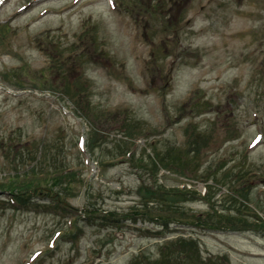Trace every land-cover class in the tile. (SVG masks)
Wrapping results in <instances>:
<instances>
[{
	"label": "rangeland",
	"instance_id": "rangeland-1",
	"mask_svg": "<svg viewBox=\"0 0 264 264\" xmlns=\"http://www.w3.org/2000/svg\"><path fill=\"white\" fill-rule=\"evenodd\" d=\"M114 2L0 0V183L43 153L76 172L51 191L66 209L0 190V264H128L177 236L264 264V0ZM155 180L201 217L234 196L243 228L129 215Z\"/></svg>",
	"mask_w": 264,
	"mask_h": 264
},
{
	"label": "trees",
	"instance_id": "trees-1",
	"mask_svg": "<svg viewBox=\"0 0 264 264\" xmlns=\"http://www.w3.org/2000/svg\"><path fill=\"white\" fill-rule=\"evenodd\" d=\"M12 148V145H9ZM128 150V149H127ZM126 150V151H127ZM119 152L116 155H124L126 153ZM167 158V157H166ZM169 158V157H168ZM173 159V158H169ZM32 163L30 167V172L22 173L20 177L18 174L11 176L7 181L0 183V190L6 191L13 200L19 202H25L32 194V191L43 190L47 188V192L41 195L52 199L57 198L58 206L66 209L67 205H63L61 198L58 195L52 194L51 191L54 190V185L59 182H64L62 189L69 190L70 184L74 183L76 172L69 166L57 165L63 163L57 159V156H52L46 153L42 154L41 158L37 155L31 160ZM168 162V161H167ZM141 166V165H138ZM61 167V168H60ZM58 172V173H56ZM53 175H50V174ZM46 187H41L47 185ZM55 192V191H53ZM210 189L206 188L204 196L202 198H211L209 196ZM194 192L190 188L184 186L183 188H173L169 189L163 184H159L157 180L153 181L152 185L142 186V191H140V198L138 203H134L129 207V215H144L146 219L152 220L156 218V222L161 226L162 230L169 229L171 224L174 223H196L198 225H206L213 228H222L229 230H241L242 225L238 224V220L243 218V208L240 207V203L234 196L229 197L230 202L226 208L221 209V213H216V210L210 204V199L208 200V209L206 214L203 216L196 215L192 210L187 209L183 204H179L182 201L188 200ZM55 196V197H52ZM208 196V197H207ZM60 201L62 203H60ZM91 206V203L88 204ZM180 208H182L180 210ZM75 210V209H74ZM156 211L157 216L153 217L152 212ZM230 211H233L234 216L232 217ZM90 212L88 208H82L81 213H74L73 219L70 220V227H75L76 219H79L81 214ZM187 212V214H185ZM113 218V215L110 214ZM130 216V217H131ZM248 229L257 231L258 229L264 232V221L259 219L255 224H251ZM71 234V231L70 233ZM85 264H88L84 260ZM128 264H216L213 256H208L203 258L198 247V242L193 237L177 236L171 239H167L160 243L158 255L153 258L152 255L147 254L145 251H140L135 255ZM223 264H225L223 262Z\"/></svg>",
	"mask_w": 264,
	"mask_h": 264
}]
</instances>
